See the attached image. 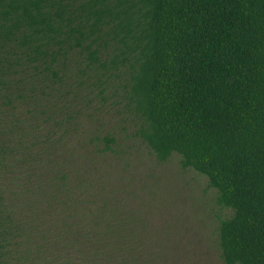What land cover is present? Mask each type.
<instances>
[{
    "label": "trees",
    "instance_id": "16d2710c",
    "mask_svg": "<svg viewBox=\"0 0 264 264\" xmlns=\"http://www.w3.org/2000/svg\"><path fill=\"white\" fill-rule=\"evenodd\" d=\"M112 102L232 212L223 264H264V0H0V264H168L118 137L69 146Z\"/></svg>",
    "mask_w": 264,
    "mask_h": 264
},
{
    "label": "rangeland",
    "instance_id": "374dc122",
    "mask_svg": "<svg viewBox=\"0 0 264 264\" xmlns=\"http://www.w3.org/2000/svg\"><path fill=\"white\" fill-rule=\"evenodd\" d=\"M29 109L32 111L34 106ZM103 114L79 118L69 146L93 133L100 127L98 120H102L105 128L118 137L121 153L103 165L110 170L113 163L125 170L144 207L155 250L168 264H223L217 247L218 227L232 212L217 204L216 191L210 188L207 178L182 168L178 155L168 162H159L137 138L128 107L112 102V116L103 118ZM17 183L25 185L22 179Z\"/></svg>",
    "mask_w": 264,
    "mask_h": 264
}]
</instances>
